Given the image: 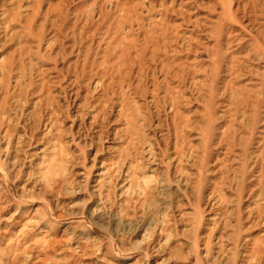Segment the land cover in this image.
<instances>
[{
    "label": "rangeland",
    "instance_id": "rangeland-1",
    "mask_svg": "<svg viewBox=\"0 0 264 264\" xmlns=\"http://www.w3.org/2000/svg\"><path fill=\"white\" fill-rule=\"evenodd\" d=\"M0 264H264V0H0Z\"/></svg>",
    "mask_w": 264,
    "mask_h": 264
}]
</instances>
